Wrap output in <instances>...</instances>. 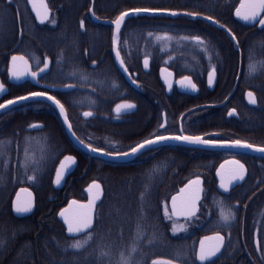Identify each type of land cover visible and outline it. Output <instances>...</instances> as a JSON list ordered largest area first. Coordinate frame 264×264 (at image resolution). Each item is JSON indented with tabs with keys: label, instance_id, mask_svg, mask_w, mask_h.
Here are the masks:
<instances>
[{
	"label": "flooded vegetation",
	"instance_id": "af4514ba",
	"mask_svg": "<svg viewBox=\"0 0 264 264\" xmlns=\"http://www.w3.org/2000/svg\"><path fill=\"white\" fill-rule=\"evenodd\" d=\"M46 1L50 9L48 19H55V25L47 20L39 22L28 0H12L10 5L7 0H0V17L3 18V26L0 27V79L7 88L0 104L32 91H47L65 104L75 137L84 145L91 144L103 151H128L156 134H181V129L183 134L222 140L241 139L264 146V31L259 25L253 27L251 22L236 16L242 0H238L234 18L228 19L223 29L219 27L222 23L213 18L211 8L196 12L198 15L192 18L202 21L204 28L184 47L175 38L178 35L177 24L170 22L184 12L164 6L160 8L180 15H160L161 18L149 14L129 15L119 34V47L128 68L127 74L115 60L112 46L114 25L111 21L130 8H151L154 3L150 0ZM248 1L244 0L245 6ZM229 12L225 9L221 13L228 15ZM207 16L218 23L204 19ZM154 19L158 24L149 25V20ZM81 20L84 21L83 29L80 28ZM213 26L217 28L215 33L212 32ZM228 29L236 35L239 48L230 39ZM195 36H199L202 43L198 44L193 39ZM13 55L24 56L31 71L37 73L47 57L49 70L37 77L39 83L33 78L14 83L8 72ZM146 55L150 60L147 69L143 66ZM249 65L255 71L249 73ZM213 67L216 74L213 85L209 87L207 75ZM162 69H167L172 75L166 71L162 76ZM73 71L77 73L76 77L69 75ZM80 74L88 79L81 80ZM183 76L191 77L197 86L195 91L182 90L179 82ZM129 77L136 80L135 85ZM165 78L172 83L171 89L165 84ZM248 91L256 94L255 105L248 102L245 95ZM124 102L136 107L122 109L117 114L116 106ZM233 108L236 114L230 117L228 111ZM85 111H91L93 116L84 117ZM162 123L163 128L159 127ZM30 125L42 127L30 128ZM215 133L219 135H212ZM26 153L32 160L42 162L35 182L27 179L33 175L31 167L25 175ZM67 155L75 157L78 165L64 186L57 188L54 184L56 168ZM180 156L185 158L189 168L180 167ZM233 157L245 164L247 175L244 181L233 184L225 192L219 188L216 171L221 165H225L221 171L232 167L226 161ZM100 160L115 163L77 146L58 110L46 99H35L1 112L0 192L4 194L2 205L11 212V217L3 219L14 222L11 225L14 230L0 232V264H21L22 250L28 252L33 262L24 264H68L69 246L73 243L63 241L49 228H52V223L55 226L56 212L67 239L83 237H69L59 213L73 200H67L68 190L76 188V180L87 181L90 165ZM137 160L146 164L151 161L152 168H147L151 174L175 176L190 171L192 177L189 180L197 177L203 180V197L201 210L197 213L199 219L174 218L177 227L183 226L186 231L178 230L174 235L177 241L172 257L158 256L145 263L136 260L134 264H151L158 258L178 264H190L193 260L200 264L196 259L200 240L213 236L217 231L225 236V246L208 264H264V157L168 142L151 152L145 150L143 155L134 156L127 163ZM54 161H58L55 167ZM93 181L104 186L101 180L93 179L84 187L85 194ZM183 185L178 186L175 193ZM22 188L33 193L34 206L31 212L16 215L12 203ZM222 211L225 215L231 211L236 218L225 224L220 218ZM19 224L28 225L30 232L16 233ZM257 239L262 242L259 251ZM109 255V264H117L114 248Z\"/></svg>",
	"mask_w": 264,
	"mask_h": 264
},
{
	"label": "snow or ice",
	"instance_id": "6c2138e0",
	"mask_svg": "<svg viewBox=\"0 0 264 264\" xmlns=\"http://www.w3.org/2000/svg\"><path fill=\"white\" fill-rule=\"evenodd\" d=\"M10 5L12 0H7ZM30 3L35 4V0H29ZM242 9H244L242 11ZM36 11V9H33ZM95 16V13H92ZM141 14H149V15H169V16H177L180 13L176 11H172L170 9L158 8V7H135L130 8L128 11L121 12L111 23L114 25L113 35H112V46L113 51L115 52V60L119 64V68L125 73H128V68L125 66V61L121 57V51L119 47V34L121 31V27L125 24V18L129 15L140 16ZM185 15L197 16L198 14L195 12L185 13ZM236 16L252 23L253 27L259 25L261 31H264V0H250L247 7L245 6L244 0H242L240 8L236 10ZM37 18L41 23H44L46 20L48 23L55 25V19H48L47 10L44 15H41L39 11H37ZM97 19H99L97 17ZM204 19L212 21V23H218L213 20L211 16H207ZM219 27L223 29L225 26L220 24ZM80 28H84V21H80ZM228 34L232 41L236 42V47L239 48V41L234 33H232L231 29H228ZM152 33H149L151 36ZM193 39L199 44L202 43L199 36L193 37ZM21 61L24 65L23 70L18 69L16 62ZM49 60L45 57L44 66L39 71L46 72L49 70ZM95 61L93 64L95 65ZM59 65V61H57ZM150 60L146 55L143 60V66L145 69L149 67ZM167 69L161 70V75L163 76L164 72ZM255 71L252 65H249V73ZM9 76L15 79H21L24 76L30 75L33 79H37L38 73L31 72L29 70L28 60L25 59L24 56H15L11 57V66L8 68ZM216 74V68L213 67L207 75V84L209 87L213 85ZM72 77H76L77 73L73 71L69 74ZM168 75L171 76L172 73L168 72ZM79 78L81 80H87L88 77L80 74ZM132 84H136V80L129 77ZM37 83L39 80L37 79ZM181 87H184L186 84L190 86V88L195 91L197 86L192 82L190 76H183L180 80ZM165 84L169 89H171L172 85L168 83L165 78ZM5 85L0 83V91L4 90ZM67 87L72 88L75 85H67ZM138 87V85H137ZM246 98L250 104L255 105L257 103L256 94L253 91L246 92ZM28 99H46L50 101L52 105L58 110L59 116L62 118L64 126L67 128V131L72 134L75 138V133L72 131V124L69 121L67 111L65 108V104L61 102L60 99H57L55 95H50L47 91H32L28 95H22L16 97L14 100H7L5 103L0 104V109H6L10 105H14L20 101H26ZM136 107L135 104L124 102L118 104L115 108L117 114L121 112L122 109L130 110ZM236 114V109L233 108L228 111V116H233ZM84 117H92L93 113L91 111H85L83 113ZM30 128L42 127L41 125H30ZM159 127L163 128L164 124H160ZM212 135H219L218 133ZM83 144V141H78ZM168 142H176L185 145L195 146L197 148L203 149H212V148H235L242 150H249L258 153H264V146L257 145L254 143H250L248 141H244L241 139H232V140H222V139H213V138H205L203 135H191V134H183V130L181 129V134H156L152 138L144 139L142 142L137 143L135 146H132L128 151H103L98 147H93L91 144L85 145L87 150L92 153H97L100 155H107L110 159H125L129 156H139L143 155L144 151L147 150L149 152L153 151L156 148H159L163 144H167ZM75 158L71 155L64 156L63 160L59 161V167L56 168V179L55 183L59 185L63 176L69 170L70 165L75 164ZM229 167L225 171H221L225 168V165H221L220 169L216 171L217 177H219L220 183L219 188L223 189L225 192L229 191V188L237 183L245 180L247 175V169L245 164L241 162L240 159L233 157L231 160L226 161ZM31 165V171L33 175L27 176V179L30 182H35L37 180V173L42 169V162L32 160L30 157L25 155L24 169L25 175L29 171V167ZM23 182V181H21ZM202 181L199 177L196 179L189 180L188 184L185 185V188L181 190L182 195L178 197H172L171 201V209L168 208L167 204L164 205L163 209V219L171 221L173 223L172 233L173 235L179 231H186L183 226L177 227L176 221L174 217H184L186 220L191 219L193 217H197V213L201 210V200H202V192L203 189L200 187ZM93 189L95 192L93 193ZM23 193L27 194L26 199H22L20 193H17L15 201L12 203V208L17 214L29 213L32 211L34 206V200L32 197V193L27 188H22L20 190ZM88 191L93 193L90 196L89 202L87 204H78L77 208L74 210L63 209L60 211L59 216L63 219L64 225H66L67 233L70 236H79L83 234L82 239H76L75 242L71 245L74 249H83L90 244L91 241L95 238V226L102 227L100 220L95 218V208L96 202L101 199V195L103 192L102 185L99 182L93 181L89 186ZM78 202L72 201L73 205H77ZM220 218L223 223L228 224L231 220L236 218L235 213L229 211L227 215L222 211L220 214ZM159 219V217H157ZM156 227V226H154ZM138 234H142L145 231V226L143 222H139L137 224ZM155 236V233H154ZM149 243H152V240H149ZM225 246V236L221 235L219 231L215 232L213 236H205L200 240L199 251L196 254V259L200 261V264H208L213 257H215L221 249ZM257 250H261L262 242L261 240H256ZM136 249L134 248L133 251ZM102 255H104L102 253ZM101 264L103 262L101 261ZM117 264H134L130 257H125L124 253H120V259L117 261ZM153 264H172V261H153ZM190 264H195V261H190Z\"/></svg>",
	"mask_w": 264,
	"mask_h": 264
},
{
	"label": "trees",
	"instance_id": "16d2710c",
	"mask_svg": "<svg viewBox=\"0 0 264 264\" xmlns=\"http://www.w3.org/2000/svg\"><path fill=\"white\" fill-rule=\"evenodd\" d=\"M175 1L174 4L173 0H150L155 4L154 7L165 6L181 11V13L184 12L176 20L170 21L175 22L178 26V35L175 38L181 42L182 47L187 45L186 42L190 41L193 35H200L198 31L204 28L202 21L193 19L192 16L185 15V13H199L207 10L206 8H211L213 18L222 24H227L228 19L234 18L235 8L238 5V0L235 2L233 0ZM217 9L218 13H216ZM225 9L230 10L228 15L221 13ZM149 16L161 18L160 15ZM157 24V20H149V25ZM212 29L213 33L217 31L215 26ZM57 162L54 161L53 167ZM96 162L90 165L87 181L76 180L74 183L76 188L69 189L67 193L68 201L71 199L85 200L84 187L87 183L93 179H99L103 182L105 198L97 211V219L103 226H95L94 240L83 249L72 248L71 243H74L76 239L65 237L64 228L57 219L56 212L54 214L56 217L55 226L52 223V228H49L52 233L59 234L63 241H68L71 244L69 246L68 264H101V261L103 264H109V253L112 248L116 251L117 261L120 259L121 252L124 253L125 257H130L132 261L137 260L144 263L158 256L172 257V249L175 248L174 243L177 239L171 230L173 223L163 219V209L165 204L169 208V199L177 191L178 186L183 185L192 177L190 171L181 172L175 176L156 175L147 172V168H152L151 161L148 162L149 164L142 160L129 164L108 163L101 160ZM179 165L183 169L189 168L185 158L181 156ZM3 196L4 194L0 192V232L7 233L14 230L11 228L14 222L11 223V220L3 219L11 217L10 209L2 205ZM139 222H143L145 226V231L142 234H138L137 224ZM29 232L28 225L19 224L16 226V233L23 235ZM149 240H152L151 244ZM134 248L135 251H133ZM20 261L21 264L33 263L31 262L32 257L23 250L20 252Z\"/></svg>",
	"mask_w": 264,
	"mask_h": 264
},
{
	"label": "water",
	"instance_id": "95a60500",
	"mask_svg": "<svg viewBox=\"0 0 264 264\" xmlns=\"http://www.w3.org/2000/svg\"><path fill=\"white\" fill-rule=\"evenodd\" d=\"M28 1H29V0H28ZM249 2H250V0L247 2L246 7H247V5H248ZM29 3H30V2H29ZM30 7H31L32 11L34 12V14L36 15V17H37V11H39L41 15H44V14H45V11L47 10L48 17H49V15H50V9H49V7H48V4H47V1H46V0H35V4L30 3ZM34 8L36 9V11L33 10ZM38 20H39V19H38ZM39 22H40V20H39ZM45 22H46V21H45ZM45 22H44V23H45ZM28 63H29V62H28ZM16 65H17L18 69L23 70L24 65H23V63H22L21 61H17V62H16ZM10 66H11V61H10ZM29 70L31 71L30 63H29ZM31 72H32V71H31ZM46 72H48V71H46ZM46 72H38V76H40V75H42V74H44V73H46ZM167 72H170V71L167 70ZM171 73H172V72H171ZM30 78H32V77H31L30 75H27V76H24V77L21 78V79H15V78L10 77V80H11L12 82H14V83H18V82H22V81L27 80V79H30ZM167 81H168V83L172 84V83L170 82L169 79H167ZM0 83H2L1 79H0ZM180 86H181V85H180ZM181 88H182L183 91H185V90H190V89H191L190 86H188L187 84H186L184 87H181ZM6 91H7V88H6V86H5V87H4V90H3V91H0V98H1V96H2ZM32 100H35V99H28V100H26V101H20V102H18V103H15L14 105H10V106H8L7 108H11V107H13V106H17V105H19V104L27 103V102L32 101ZM7 108H6V109H7ZM4 110H5V109H0V114H1V112H3ZM70 135H71L72 139H74L75 144H76L77 146H79L80 148H82L84 151H86V152H88V153H91V154L96 155V156H97L98 158H100V159H103V160H106V161H110V162H115V163H127V162H129L130 160H132V158L134 157V156H129V157L125 158V159H110L107 155H100V154H97V153L89 152V151L87 150V148L85 147L84 144H81L80 142H78L79 140H78L76 137L74 138V137L72 136L71 133H70ZM173 143H174V144H177V145L187 146V147H195V146L185 145V144L176 143V142H173ZM212 149H224V150H230V151H236V152L249 153V154H252V155H255V156L264 157V153H258V152H253V151H249V150H242V149H235V148H212ZM74 158H75V157H74ZM62 160H63V159H62ZM75 161H76V162H75L74 165H70L69 170H68L67 173L63 176V178H62V180H61V183H60L59 185H57V184L55 183V180H54V184H55V186H56L57 188H62V187L64 186V184H65L67 178H68V177H69V176L75 171V169H76V167H77V165H78V160L75 158ZM58 167H59V165H58ZM55 179H56V175H55ZM194 179H196V178H194ZM191 180H192V179H191ZM200 180L202 181V184H201L200 187L203 189V180H202L201 178H200ZM96 182H97V181H96ZM188 182H189V181H188ZM188 182H187L185 185H187ZM99 183H100V182H99ZM91 184H92V183H91ZM91 184H90V185H91ZM100 184H101V183H100ZM90 185H89V186H90ZM101 185H102V184H101ZM185 185H183L182 187H180L179 191H178L177 193H175L172 197H178V196L182 195L181 190L185 188ZM89 186L86 188L87 199H86L85 201H80V200H77V199H73V200H71V201L68 203V205H67L65 208H63V209H69V210L71 211V210L76 209L77 206H78V204H87V203L89 202L90 196L95 192V189H93V193H90V192L88 191ZM102 189H103V192H102V195H101V199L98 200V201L96 202L95 218H96V213H97L98 206L102 203V201H103V199H104V197H105V190H104V186H103V185H102ZM20 190H21V189H20ZM20 190H19L18 193H20L21 198H22V199H26V198H27V194L21 192ZM29 191H30V190H29ZM30 192H31V191H30ZM31 193H32V192H31ZM201 195H202V197H203V192H202ZM32 197H33V193H32ZM172 197H171L170 202H169L170 209H171V201H172ZM15 199H16V198H15ZM72 201H76V202H78L77 205H73V204H72ZM63 209H62V210H63ZM15 214H16V215H23V214H17V213H15ZM24 214H25V213H24ZM59 218H60V220L62 221V223L64 224L63 219H62L60 216H59ZM174 218H176V219H185L184 217H174ZM64 226H65V228H66V225H64ZM66 233H67V230H66ZM67 235H68L69 237H79V236H81V235H83V234H80L79 236H70V235L67 233ZM153 261H171V260L164 259V258H158V259H155V260H153ZM153 261L151 262V264H153ZM172 264H178V263L172 261Z\"/></svg>",
	"mask_w": 264,
	"mask_h": 264
},
{
	"label": "rangeland",
	"instance_id": "374dc122",
	"mask_svg": "<svg viewBox=\"0 0 264 264\" xmlns=\"http://www.w3.org/2000/svg\"><path fill=\"white\" fill-rule=\"evenodd\" d=\"M3 26V18L0 17V27Z\"/></svg>",
	"mask_w": 264,
	"mask_h": 264
}]
</instances>
